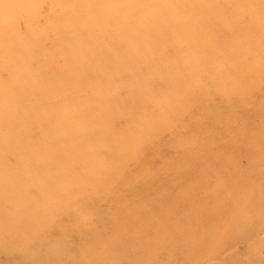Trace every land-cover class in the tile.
Listing matches in <instances>:
<instances>
[{"label":"rangeland","instance_id":"obj_1","mask_svg":"<svg viewBox=\"0 0 264 264\" xmlns=\"http://www.w3.org/2000/svg\"><path fill=\"white\" fill-rule=\"evenodd\" d=\"M0 4V264H264V0Z\"/></svg>","mask_w":264,"mask_h":264},{"label":"bare ground","instance_id":"obj_2","mask_svg":"<svg viewBox=\"0 0 264 264\" xmlns=\"http://www.w3.org/2000/svg\"><path fill=\"white\" fill-rule=\"evenodd\" d=\"M3 4H0V11L1 10H3L2 8H3ZM2 16H4V14H0V19L2 18ZM94 25V24H93ZM76 29V28H75ZM2 34V33H1ZM3 35V34H2ZM4 36H6V35H4ZM4 41H5V44H7V42H8V37H7V39H4ZM8 55H12V54H8ZM8 55H6L5 57L3 56V54H2V52L0 51V59H3V57H4V60H7V58H8ZM127 61V60H126ZM80 62V61H79ZM122 68V67H121ZM27 75V74H26ZM23 82H22V84H17L15 87V89L18 91V92H23L22 91V87H28L29 89H30V91L31 92H33L32 94H37V95H40V96H42V97H44V98H46V99H48V100H50V94H48L46 91H45V89L44 90H42V87L41 88H35V87H33V85L35 84L33 81H30V82H26V81H24L23 79H21ZM46 83V82H45ZM20 94V93H19ZM31 94V95H32ZM28 96V95H27ZM26 97L24 96L23 98H22V100H19L18 102H15V103H9L8 105L10 106V107H3V108H0V114L1 113H4L6 110H12V108H13V105H15V104H19V103H21V102H23L24 100H26L25 99ZM1 101H2V99H1ZM5 102V101H4ZM5 103H7V100H6V102ZM2 105V104H1ZM3 106V105H2ZM1 106V107H2ZM6 106V105H5ZM15 121H17V118L15 117V116H11V117H3V116H0V122H3V123H15ZM19 121V120H18ZM65 127H66V125H65ZM67 128V127H66ZM44 130H45V128H44ZM84 134V133H83ZM31 139V138H30ZM29 139V140H30ZM9 180H10V177H9V175L7 176L6 174H1L0 175V182L1 183H5V182H9ZM14 181H11L10 183H13ZM10 183H9V185H10ZM10 189V188H9ZM43 191H45V190H43ZM42 191V192H43ZM41 192V193H42ZM45 192H47V191H45ZM5 194H7L8 196L9 195H14L15 193H11L9 190H8V192L7 193H1L0 192V197L2 198V196L1 195H5ZM24 223V222H23ZM0 234L3 236H6V234H2V232H0ZM38 238H39V236H38ZM44 239V238H43ZM29 255V254H28ZM41 255V254H40ZM32 256V258L30 259V260H24V262H21V264H39L42 260H45L46 261V259H47V257L46 256H41L38 260H36L37 258H38V255H34V254H32L31 255ZM9 259V258H8ZM11 261V260H10ZM99 262H100V260H99ZM92 264V263H91ZM93 264H95V263H93Z\"/></svg>","mask_w":264,"mask_h":264}]
</instances>
